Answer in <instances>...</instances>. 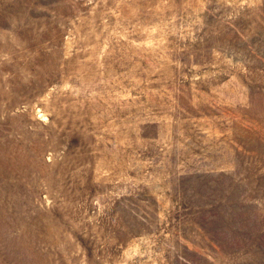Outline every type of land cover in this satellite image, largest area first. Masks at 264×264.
Returning a JSON list of instances; mask_svg holds the SVG:
<instances>
[{
	"label": "rangeland",
	"instance_id": "1",
	"mask_svg": "<svg viewBox=\"0 0 264 264\" xmlns=\"http://www.w3.org/2000/svg\"><path fill=\"white\" fill-rule=\"evenodd\" d=\"M0 264H264V0H0Z\"/></svg>",
	"mask_w": 264,
	"mask_h": 264
}]
</instances>
